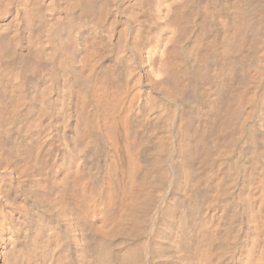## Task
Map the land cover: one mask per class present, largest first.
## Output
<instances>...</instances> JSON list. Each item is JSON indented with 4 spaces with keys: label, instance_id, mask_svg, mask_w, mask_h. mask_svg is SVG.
<instances>
[{
    "label": "bare ground",
    "instance_id": "obj_1",
    "mask_svg": "<svg viewBox=\"0 0 264 264\" xmlns=\"http://www.w3.org/2000/svg\"><path fill=\"white\" fill-rule=\"evenodd\" d=\"M0 264H264V0H0Z\"/></svg>",
    "mask_w": 264,
    "mask_h": 264
}]
</instances>
